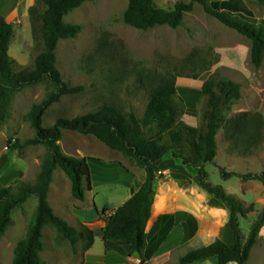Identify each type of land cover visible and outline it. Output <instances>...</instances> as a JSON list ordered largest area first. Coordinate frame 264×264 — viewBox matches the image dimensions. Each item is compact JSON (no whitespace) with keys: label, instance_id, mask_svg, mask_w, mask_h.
Masks as SVG:
<instances>
[{"label":"trees","instance_id":"1","mask_svg":"<svg viewBox=\"0 0 264 264\" xmlns=\"http://www.w3.org/2000/svg\"><path fill=\"white\" fill-rule=\"evenodd\" d=\"M88 1L92 0L35 1L29 11L30 21L33 27L35 21H40L45 50L36 58L32 70L16 69V62L9 55L15 25L8 23L0 14V124L8 117L12 95L45 82L54 88V92L34 105L27 115L35 135L26 141V145L42 144L50 151L37 183L28 185L21 182L16 190L13 187L0 190V241L12 222L14 208L32 196L38 202L25 237L16 245L12 264H45L41 253L44 251L43 230L46 226L56 228L72 245L82 243L84 251L93 247L96 236L100 234L107 251H115L126 258L141 254L147 246L146 228L154 204L157 172L168 158L195 173L203 191L231 207L229 224L234 236L232 245L216 240L210 245L191 249L179 259L178 264H199L211 257L217 258L219 264H248L264 226V211L244 242L239 221L241 217H247L252 207L245 208L233 195L226 193L223 186L210 183L205 169L208 163H215L216 136L222 128L227 139L237 148L242 144L257 147L263 142L259 139L264 128L261 115L242 112L228 121L225 118L226 106L242 97L240 84L212 76L202 87L188 88L178 86L174 76H148L149 100L142 119L135 113L125 116L118 108L107 105L87 115L60 118L50 127L43 125L44 116L52 105L65 96L85 90L82 86H69L62 79L56 51L61 40L76 38L82 31V25L67 24L64 18ZM210 1L180 2L173 9L166 10L157 7L154 0H128L123 19L127 25L142 31L158 26L176 29L183 25L185 15L194 11L195 3H199L206 13L251 41L250 62L256 71L259 70L264 62V20L243 21L231 11L226 12L230 10L227 3L216 10ZM41 7L43 11L40 13ZM186 112L198 117L197 126H190L182 120ZM64 130L94 135L110 149L134 159L145 170V181L129 200L108 215L106 226L100 231L84 225L71 226L55 214L49 203L50 186L58 168L70 179L73 196L84 201L86 191L93 188L90 161L101 162L97 158H76L63 153L59 142ZM220 172L223 179L238 176L244 181L264 182V172L239 175L228 173L224 168H220ZM107 212L108 209H104L99 214ZM188 224L194 226L192 233H195L193 217L190 216Z\"/></svg>","mask_w":264,"mask_h":264},{"label":"rangeland","instance_id":"2","mask_svg":"<svg viewBox=\"0 0 264 264\" xmlns=\"http://www.w3.org/2000/svg\"><path fill=\"white\" fill-rule=\"evenodd\" d=\"M191 1L193 0H154L157 7L166 10L173 9L177 3ZM246 1L248 11L236 13L227 9L226 12L231 11V14L243 21L264 20V0ZM209 3L217 10L224 2L211 0ZM230 3L237 4V0H230ZM127 8L128 0H92L83 3L64 18L67 24L82 25V31L76 38L59 42L56 51L57 66L62 79L69 86H82L85 90L77 95L65 96L52 105L44 116L45 127L52 126L60 118L87 115L107 105L118 108L125 116L135 113L142 119L149 100L148 76H173L177 63L190 61L191 58L211 51V47H215L211 44L214 41L211 39V28L219 33L221 47L228 46L231 38L241 36L206 13L199 3H195L193 12L185 15L182 26L176 29L158 26L148 31L135 29L124 22L123 16ZM42 11L41 7L40 13ZM221 30H226L227 35H222ZM44 50L39 20L35 21L34 27L31 21L30 26H15L9 55L15 60L16 69H34L36 58ZM249 68L252 76L242 82L241 99L226 106L224 115L227 121L239 113L250 112L261 115L264 122V62L257 71L252 64ZM53 92V86L45 82L26 87L11 96L8 117L0 124V190L8 187L16 190L21 182L28 185L37 183L50 151L46 145H26V141L35 135L27 115L34 105L41 103ZM259 139H263V142L257 147L242 144L237 148L227 139L225 129L219 130L216 136L215 163L205 166L208 181L222 186L224 179L218 167L220 165L225 170L231 167V170L248 172L247 174L264 172V128ZM59 144L63 153L68 156L101 160L90 161L93 188L86 191L84 201L73 196L72 183L62 169L58 168L54 172L49 203L55 214L73 227L84 225L72 215L73 207L87 209L95 203L99 212L104 209L114 211L122 205L129 182L134 181L138 187L146 179L145 170L134 159L110 149L94 135L64 130ZM229 150H252L253 155L227 156ZM176 164L179 166L177 173L171 168L159 166L154 200L162 195L166 185L173 197L178 188H191L192 184L201 188L195 173L178 162ZM183 169L189 176L179 172ZM37 203V198L32 196L14 208L12 222L0 241V264H12L16 245L25 237ZM88 223L90 224L84 226L90 229L99 227V224ZM239 223L242 235H248L252 222L243 218ZM208 228L207 223L204 231ZM99 235L96 236L94 246L95 256L85 259L86 251L83 250L82 243L72 245L56 228L46 226L43 230L44 251L41 257L45 264H99L104 260L106 251ZM247 238H244V242ZM176 241V234H173L166 244L171 246ZM188 251L184 249L176 252L168 258L166 264H178L179 259Z\"/></svg>","mask_w":264,"mask_h":264},{"label":"crops","instance_id":"3","mask_svg":"<svg viewBox=\"0 0 264 264\" xmlns=\"http://www.w3.org/2000/svg\"><path fill=\"white\" fill-rule=\"evenodd\" d=\"M35 1L0 0V14L8 23L15 26H30L29 11ZM223 2L229 3V9L234 10L236 13L249 10L246 0H237V4H232L233 6L230 0H223ZM221 32L222 35H227L226 30H221ZM218 34L211 28V39L213 38L214 40L211 44L213 43L215 46L211 47V51L205 55L202 54L191 58L190 61L179 62L175 65L173 76L178 86L202 87L212 76L219 80H230L242 85L243 81H247L252 76L249 68L251 65V41L241 35L240 37L231 38L232 41L228 46L221 47ZM182 120L193 127L198 125V117L194 114L186 112L183 114ZM234 155L245 157L252 156L253 153L252 150H244L243 152L229 150L227 152V156ZM161 166L163 168H171L175 173H177L179 168L173 159L164 160ZM218 167L224 168L222 165ZM179 172L184 175L188 174L184 169ZM226 172L242 175L248 173L231 170V167ZM140 186L139 184L137 187L134 181H130L127 186L128 192L122 204L129 200ZM222 186L226 193L233 195L245 208L252 207L247 213V217H245V219H249L252 222V226L264 211V182L259 180L244 181L240 177L234 176L224 179ZM168 189L170 188L166 185L163 188L162 195L154 200L151 218L146 228L148 238L144 251L139 255L126 258L115 251L106 250L103 256L104 260L99 264H166L171 255L173 256L176 252L184 249H198L210 245L216 240H221L227 245L234 243L233 232L229 224L231 207L226 202L215 196L208 195L196 184H192L191 188H178L174 197ZM72 211V215H75L84 225L90 224L88 223L89 221L99 224V227H91L92 230L96 231H100L106 226L107 217L112 212L108 211L106 214L100 215L95 203L93 207L87 209L73 207ZM190 216L196 221L195 233H192L194 226L188 224ZM241 219L243 218L241 217ZM207 223L209 228L204 231ZM173 234H176L177 241L175 244L168 246L166 243L170 237H173ZM249 234L244 235V238H247ZM96 240L97 237L93 247L86 251L85 259L95 256L94 246ZM258 262H264V226L259 233L257 244L251 251L248 264H256ZM199 264L219 263L217 258L211 257ZM230 264L237 263L233 262Z\"/></svg>","mask_w":264,"mask_h":264},{"label":"built area","instance_id":"4","mask_svg":"<svg viewBox=\"0 0 264 264\" xmlns=\"http://www.w3.org/2000/svg\"><path fill=\"white\" fill-rule=\"evenodd\" d=\"M162 173V172H161Z\"/></svg>","mask_w":264,"mask_h":264}]
</instances>
